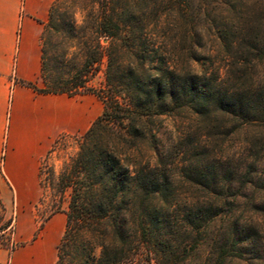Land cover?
<instances>
[{
	"label": "trees",
	"instance_id": "1",
	"mask_svg": "<svg viewBox=\"0 0 264 264\" xmlns=\"http://www.w3.org/2000/svg\"><path fill=\"white\" fill-rule=\"evenodd\" d=\"M53 33L62 40V59L71 51L79 65L68 78L48 82ZM104 61V88L90 90ZM263 68L264 0H56L42 33V78L50 84L26 85L44 94L90 92L103 103L59 178L70 200L56 264L244 260L248 243L240 230L229 233L232 246L209 244L212 224L234 215H223L221 201L180 198L156 145V123L183 112L227 115L233 134L248 133L243 183H261L264 191V81L254 74ZM228 69L241 71L233 76L244 83L229 84L228 73H220ZM148 137L154 164L134 154ZM259 199L255 206L264 208ZM224 238L228 230L214 236Z\"/></svg>",
	"mask_w": 264,
	"mask_h": 264
},
{
	"label": "rangeland",
	"instance_id": "2",
	"mask_svg": "<svg viewBox=\"0 0 264 264\" xmlns=\"http://www.w3.org/2000/svg\"><path fill=\"white\" fill-rule=\"evenodd\" d=\"M76 20L81 21L79 14L76 15ZM61 44L60 36L53 33L46 55L48 65L45 74L48 82L68 78L73 66L79 65V61L71 56V51L66 61L62 59ZM104 71L105 61L90 78L87 84L90 90L98 92L104 88ZM220 73L224 78L228 73V82L232 85L245 81L236 82L237 79L233 76L234 73L241 74V71L228 69V72L221 70ZM254 74L259 81H264V68L254 71ZM49 84L42 78L38 85L33 86L47 89ZM70 97L77 105L74 111L83 112L86 121L82 125L79 120L71 128L58 132L52 149L41 161L38 197L26 200L23 205H16L12 189L7 187L3 173L0 172V246L8 248L10 253L26 252L42 236L48 220L68 211L70 189L62 190L59 178L77 155L79 140L103 111L102 101L90 92ZM233 126L232 119L222 113H212L207 118H199L191 112L164 116L156 123V145L164 164L179 183L176 192L180 198L209 200L211 203L221 201L223 215H234L229 222H226L225 217H219L212 224L209 244L215 246L220 242H228L232 246L235 241L229 233L240 230L243 234L241 239L248 243V252L243 256L244 260H232L228 256V264H264V208H258L254 204L264 197V191L261 190L263 185H244L241 172L246 168L243 163L246 161L244 146L248 133L233 134ZM151 146L149 137L142 140L134 150L135 156L141 161L151 160L154 164L156 155ZM233 169L239 170L238 174L234 175L231 172ZM259 171L264 173V159L259 165ZM192 182L196 185H191ZM65 229L66 222L56 244L55 264L58 259L57 246ZM227 230L228 239H214V236ZM134 264L148 263L140 260Z\"/></svg>",
	"mask_w": 264,
	"mask_h": 264
},
{
	"label": "crops",
	"instance_id": "3",
	"mask_svg": "<svg viewBox=\"0 0 264 264\" xmlns=\"http://www.w3.org/2000/svg\"><path fill=\"white\" fill-rule=\"evenodd\" d=\"M56 0H0V172L16 205L40 194L41 161L58 132L86 121L66 94H44L27 86L42 79V33ZM66 214L46 222L26 252L0 246V264H55Z\"/></svg>",
	"mask_w": 264,
	"mask_h": 264
}]
</instances>
